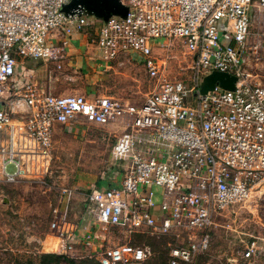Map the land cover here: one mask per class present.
<instances>
[{
	"label": "built area",
	"instance_id": "1",
	"mask_svg": "<svg viewBox=\"0 0 264 264\" xmlns=\"http://www.w3.org/2000/svg\"><path fill=\"white\" fill-rule=\"evenodd\" d=\"M67 1L0 0V181H44L55 123L115 125L109 154L121 167L118 181L88 189L86 219L69 220L66 204L52 209L55 252L143 264L147 246L110 235L147 230L175 237L165 264H194L207 251L208 231L264 193V84L244 71L250 55H264V0H120L125 15L105 20L64 13ZM72 33L84 37L103 69L139 54L152 87L131 102L39 86L22 60L61 68ZM173 43L187 56L182 77L168 76L165 58L154 51ZM211 69L234 74L233 87L199 92ZM152 184L159 187L156 202ZM256 250L251 240L240 255Z\"/></svg>",
	"mask_w": 264,
	"mask_h": 264
},
{
	"label": "rangeland",
	"instance_id": "2",
	"mask_svg": "<svg viewBox=\"0 0 264 264\" xmlns=\"http://www.w3.org/2000/svg\"><path fill=\"white\" fill-rule=\"evenodd\" d=\"M86 16L94 18L91 14ZM73 35L81 36L72 33L69 38ZM77 43L76 38L68 42V59L59 69L39 60L24 59L22 62L33 69L38 84L54 94L84 90L138 102L152 87L136 52H130V63L103 69L93 64L86 54L73 52ZM154 51L165 58L168 76L182 77L187 71V56L178 44L173 43L166 50L154 48ZM256 56L250 55L244 71L248 80L264 84V55ZM53 126L50 171L44 181H0V264H37L38 254L55 252L56 238L49 228L52 209H61L66 204L68 219L75 222L86 219L83 198L88 189L93 185L106 186L105 182L98 183L102 178L108 177L114 182L111 185L118 181L121 167L109 154L119 131L115 125L68 121ZM62 188L70 189L68 196ZM151 191L152 199L158 201L159 187L152 184ZM220 224L208 231L207 251L198 256L194 264H264V193ZM110 240L147 246L150 252L143 264H165L168 249L175 243L171 233L147 230L113 231ZM179 240L184 241L185 237ZM251 240L255 241L257 250L248 258L241 257L240 249ZM52 264L69 263L57 260ZM70 264L98 263L83 255L73 258Z\"/></svg>",
	"mask_w": 264,
	"mask_h": 264
},
{
	"label": "water",
	"instance_id": "3",
	"mask_svg": "<svg viewBox=\"0 0 264 264\" xmlns=\"http://www.w3.org/2000/svg\"><path fill=\"white\" fill-rule=\"evenodd\" d=\"M61 9L64 13L81 10L86 15L91 14L105 20L111 14L124 16L127 7L120 0H68L62 4ZM235 80L236 76L232 73L211 69L202 76L199 83V92L204 93L212 89L215 84L222 88L231 89Z\"/></svg>",
	"mask_w": 264,
	"mask_h": 264
},
{
	"label": "crops",
	"instance_id": "4",
	"mask_svg": "<svg viewBox=\"0 0 264 264\" xmlns=\"http://www.w3.org/2000/svg\"><path fill=\"white\" fill-rule=\"evenodd\" d=\"M74 38H76V39H78V45L76 46L77 48L75 49V50H73V52H76V51H80V52H82L83 54H86L87 55V57L89 58V59H91L92 60V63L93 64H95V65H97V66H101V63H100V61L95 57V55H94V52H93V50H92V47L91 46H89V45H87L86 43H85V40H84V37H82V35L80 36V35H73L71 38H70V40H72V39H74ZM69 40V41H70ZM66 52H67V58H66V60L68 59V54H69V48H67L66 47ZM70 53H72V52H70ZM90 60V61H91ZM65 62V61H64ZM89 63H87V66H90V65H88ZM91 64V63H90ZM39 86H41V85H39ZM43 87V86H42ZM82 91H84V90H82ZM80 92V91H79ZM100 182H105V184L106 185H108V184H112V183H114L113 181H111L110 179H108V177H106V178H102V180H99V182L98 183H100ZM117 183V182H116ZM92 187H95V185H93ZM68 211H67V206H66V215H67V218H68V213H67ZM70 220V219H69ZM72 221V220H71ZM55 245H56V243H55ZM56 247V246H55Z\"/></svg>",
	"mask_w": 264,
	"mask_h": 264
},
{
	"label": "trees",
	"instance_id": "5",
	"mask_svg": "<svg viewBox=\"0 0 264 264\" xmlns=\"http://www.w3.org/2000/svg\"><path fill=\"white\" fill-rule=\"evenodd\" d=\"M72 259L73 258L64 256L61 253L47 251L38 254L37 264H52L53 261H57V260H63L70 264L72 262Z\"/></svg>",
	"mask_w": 264,
	"mask_h": 264
}]
</instances>
